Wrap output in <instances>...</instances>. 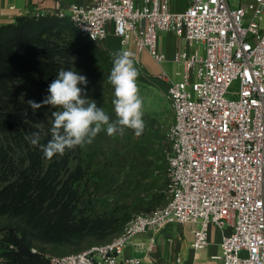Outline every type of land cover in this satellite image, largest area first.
<instances>
[{
    "label": "built area",
    "instance_id": "obj_1",
    "mask_svg": "<svg viewBox=\"0 0 264 264\" xmlns=\"http://www.w3.org/2000/svg\"><path fill=\"white\" fill-rule=\"evenodd\" d=\"M172 2H184L185 8L174 9ZM49 14L69 18L96 44L114 34L140 68L144 53L159 65L166 62L162 33L203 45V54L177 50L175 75L158 76L168 83L174 114L167 132L165 204L136 214L106 243L48 256L51 264H140L122 259L137 236H150L138 244L150 254L157 233L185 224L196 226L192 247L197 251L209 245L212 225L222 231L221 251L213 260L264 264V0L237 5L230 0L57 1ZM7 261L2 257V264Z\"/></svg>",
    "mask_w": 264,
    "mask_h": 264
},
{
    "label": "trees",
    "instance_id": "obj_2",
    "mask_svg": "<svg viewBox=\"0 0 264 264\" xmlns=\"http://www.w3.org/2000/svg\"><path fill=\"white\" fill-rule=\"evenodd\" d=\"M97 45L69 18L49 13L27 14L0 26V219L14 223L0 226V234L7 230L2 240L6 250L0 254L6 264H51L42 247L79 245L116 225L115 218L92 217L82 206L74 188L83 179L82 159L74 173L62 176L69 170L73 149L45 158L40 145L51 138L52 123L33 112L21 96L35 90L42 101L43 91L61 69L73 71L74 61L87 52L110 53ZM16 107H27L28 123L16 115ZM33 132H39L40 145L26 139ZM17 148L25 151L23 160L16 159Z\"/></svg>",
    "mask_w": 264,
    "mask_h": 264
},
{
    "label": "rangeland",
    "instance_id": "obj_3",
    "mask_svg": "<svg viewBox=\"0 0 264 264\" xmlns=\"http://www.w3.org/2000/svg\"><path fill=\"white\" fill-rule=\"evenodd\" d=\"M230 2L237 5L240 0H230ZM162 35H165L162 39L166 45L164 47L183 49L187 53L199 49L200 54H203V45H189L181 39L174 42L172 34L168 32ZM109 47L116 53L124 51L116 44H109ZM114 59L113 53L87 52L82 59L74 61L73 67V71L87 77L88 98L94 100L97 107H102L111 121L117 119L113 104L114 86L108 82ZM134 66L139 72L137 84L143 100L142 118L145 123L143 133L136 136L132 129L126 128L122 135L109 136L106 129L102 130L91 144L73 148L69 170L62 175L64 179L68 178L75 172L79 160L82 159L83 179L74 185V188L79 190L82 206H87V214L92 217L115 218L116 225L113 230L88 236L79 245L61 246L56 249L52 246L42 247L48 256H63L84 251L96 244L106 243L120 234L126 223L136 214L153 212L166 202L165 166L169 149L167 132L174 121L173 109L167 98L168 83L158 76L151 75L144 67L140 68L135 64ZM78 87L84 89L85 86L78 85ZM47 89L42 93L44 97L49 95ZM236 89L237 87L233 86L232 91ZM37 93L38 91L35 90L22 92L21 96L26 105L28 100L40 103ZM228 98L232 99L235 96L228 95ZM27 110V107L14 109L21 120H29ZM53 110L50 106H44L35 112L43 114L50 123H53L50 117ZM38 126L41 129L47 128L44 124ZM16 152V159L23 160L25 151L17 148ZM1 225L13 226L14 223L11 220L0 219ZM6 232L7 230H4L0 234V254L6 250L2 242ZM39 247L41 246H36L37 249ZM0 264H2L1 255Z\"/></svg>",
    "mask_w": 264,
    "mask_h": 264
},
{
    "label": "clouds",
    "instance_id": "obj_4",
    "mask_svg": "<svg viewBox=\"0 0 264 264\" xmlns=\"http://www.w3.org/2000/svg\"><path fill=\"white\" fill-rule=\"evenodd\" d=\"M114 56L108 82L114 86L116 120L111 121L103 108L97 107V103L88 98L87 77L72 70L61 69L57 73L56 79L48 86L49 95L40 103L27 101L33 112L44 106L54 109L50 115L53 121L51 138L47 143L40 145L39 132L26 137L32 145H40L45 158L52 159L57 154L62 156L66 149L91 144L105 129L109 136L122 135L126 128L132 129L136 136L143 133L145 123L142 118L143 100L137 84L138 69L130 52L121 51ZM78 85L85 87L82 89ZM25 123L28 121L25 120Z\"/></svg>",
    "mask_w": 264,
    "mask_h": 264
},
{
    "label": "crops",
    "instance_id": "obj_5",
    "mask_svg": "<svg viewBox=\"0 0 264 264\" xmlns=\"http://www.w3.org/2000/svg\"><path fill=\"white\" fill-rule=\"evenodd\" d=\"M57 1H61L64 5L71 3L83 5L89 2V0H0V26L12 24L16 18L27 14L50 13L54 10ZM172 8L182 10L185 8V3L172 2ZM171 34L174 42L179 41L174 33ZM164 37L165 35L160 37V50L166 56L164 64L159 65L147 53L140 55L144 68L155 77L159 76L162 71L174 76L178 69V66L172 63V58L177 50L164 47L166 46L162 41ZM109 44H116L120 47V39L111 33L105 41L99 44L110 53L116 54L110 49ZM120 49L124 50L122 46ZM195 227V224L168 226L155 235V248L150 254L138 247L139 243H148L150 236L139 235L126 247L122 259L140 260V264H222L212 259L221 251L222 231L217 226L212 225L209 233V245L197 251L192 247L193 229Z\"/></svg>",
    "mask_w": 264,
    "mask_h": 264
}]
</instances>
